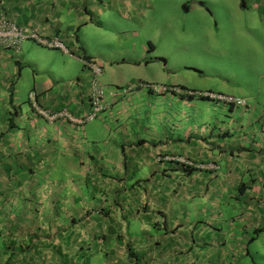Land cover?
<instances>
[{
	"label": "crops",
	"instance_id": "1",
	"mask_svg": "<svg viewBox=\"0 0 264 264\" xmlns=\"http://www.w3.org/2000/svg\"><path fill=\"white\" fill-rule=\"evenodd\" d=\"M136 1L0 0V14L41 39L0 50V264H264V82L258 95L243 83L191 82L185 52L162 54L140 37ZM105 22L122 35L112 54L100 49L109 41L85 39ZM53 38L71 51L48 49L75 62L65 82L26 58L29 39ZM253 53L223 55L264 80ZM90 59L103 67L106 107L72 122L89 110ZM31 90L41 109L69 115H40Z\"/></svg>",
	"mask_w": 264,
	"mask_h": 264
},
{
	"label": "rangeland",
	"instance_id": "2",
	"mask_svg": "<svg viewBox=\"0 0 264 264\" xmlns=\"http://www.w3.org/2000/svg\"><path fill=\"white\" fill-rule=\"evenodd\" d=\"M243 1L247 3L246 8L240 5L241 0H140L138 7L137 0L135 10H131L130 13L141 17L139 23L137 22L138 25H142L140 37L151 40L158 52L167 55L185 52L184 63L191 67L181 70L184 75L189 76L191 82L214 83L213 87L219 82L218 86L222 87L224 81L236 85L243 83L250 86L255 95H258L264 80L258 76L247 78L239 72L240 61L230 59L239 58L245 50L248 52L253 50V57L264 59V0ZM252 2H258L260 5L254 7ZM92 7L94 6L91 5L88 9ZM96 11L92 8L89 12L93 19L97 16ZM71 19H74L73 14L65 10L63 20L67 22ZM105 23L103 30L88 28L85 39L96 46L97 40L101 43L109 41L108 46H101L100 49L104 53L112 54L120 47L116 44V39L122 35L116 26H111L109 22ZM113 29H116L117 34H114ZM111 42L114 44L110 45ZM27 44L31 46L26 58L32 65L37 64L41 68L49 66L54 69L56 79L63 82L73 75L75 62L69 61V64H66L63 57L65 63H62L57 57V54H61L60 51L66 52L63 48L58 47L60 51L55 52L48 49L47 45L43 46L32 39H29ZM50 48L56 49L53 46ZM23 49L25 53L26 49ZM68 49L67 54L71 51ZM127 51L134 53L130 47H127ZM224 52L228 53L230 58H224ZM24 62L26 74L31 75L33 67L26 64V60ZM22 96L26 98L27 91L22 92ZM233 98L243 100L244 97L233 95ZM3 242L0 241V250L4 248ZM13 247L18 248L17 245Z\"/></svg>",
	"mask_w": 264,
	"mask_h": 264
},
{
	"label": "built area",
	"instance_id": "3",
	"mask_svg": "<svg viewBox=\"0 0 264 264\" xmlns=\"http://www.w3.org/2000/svg\"><path fill=\"white\" fill-rule=\"evenodd\" d=\"M27 37H36L38 38L33 32L30 30L23 28L17 23L9 18L4 13L0 14V50H18L20 42L27 38ZM41 40L40 38H38ZM46 45L53 46V47H63L62 42H60L57 38H53L50 40H44L41 41ZM84 66L87 67V69H90L91 71V91L89 94V110L88 112L81 118H76L72 115L67 114L66 112H49L44 109H38L40 114L49 120H54L58 116H66L69 115L68 118L72 122L76 123H83L86 121H90L98 116L99 113H101L105 107L106 104L104 102V88L101 85L100 82V76L103 73V67L101 64L95 60H83ZM153 89H155L158 92H165L168 90L165 86H151ZM133 88V85H127L121 88V93L130 92ZM175 90V89H173ZM199 95L217 99L219 101L231 104V103H237V104H243L245 100H241L239 98H233L231 96L226 95H220V94H214L212 92H203L199 93ZM28 99L33 102L34 106L36 102V93L31 90L28 92ZM38 108V107H37Z\"/></svg>",
	"mask_w": 264,
	"mask_h": 264
},
{
	"label": "trees",
	"instance_id": "4",
	"mask_svg": "<svg viewBox=\"0 0 264 264\" xmlns=\"http://www.w3.org/2000/svg\"><path fill=\"white\" fill-rule=\"evenodd\" d=\"M241 4L243 5V0H241ZM87 59V58H86ZM35 93H36V91L35 90H33ZM36 96H37V94H36ZM200 97H203V96H200ZM205 98V97H204ZM31 104H32V106L34 107V109L40 114V112H39V110L38 109H40L39 108V105L37 104V100H36V102H35V105H37L36 107L34 106V104L31 102ZM38 107V108H37ZM45 110V109H44ZM61 112V111H60ZM41 115V114H40ZM59 117V116H58ZM57 117V118H58ZM62 117H64V116H62Z\"/></svg>",
	"mask_w": 264,
	"mask_h": 264
},
{
	"label": "clouds",
	"instance_id": "5",
	"mask_svg": "<svg viewBox=\"0 0 264 264\" xmlns=\"http://www.w3.org/2000/svg\"><path fill=\"white\" fill-rule=\"evenodd\" d=\"M199 96H201V95H199Z\"/></svg>",
	"mask_w": 264,
	"mask_h": 264
}]
</instances>
